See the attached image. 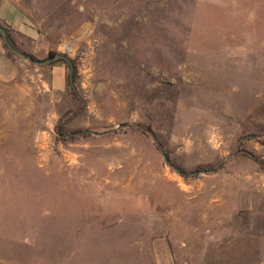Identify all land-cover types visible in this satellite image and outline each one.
I'll return each mask as SVG.
<instances>
[{"label":"rangeland","instance_id":"obj_1","mask_svg":"<svg viewBox=\"0 0 264 264\" xmlns=\"http://www.w3.org/2000/svg\"><path fill=\"white\" fill-rule=\"evenodd\" d=\"M2 5L0 264H264V0Z\"/></svg>","mask_w":264,"mask_h":264},{"label":"crops","instance_id":"obj_2","mask_svg":"<svg viewBox=\"0 0 264 264\" xmlns=\"http://www.w3.org/2000/svg\"><path fill=\"white\" fill-rule=\"evenodd\" d=\"M0 17L13 21L14 10L2 5L0 7ZM63 71L64 69L60 65L52 66L49 71V80L45 83L39 72L33 75L27 73L18 61L0 53V83L11 84L12 88L18 91V94L21 91L33 89L40 92L47 90L51 93L62 91L65 88Z\"/></svg>","mask_w":264,"mask_h":264},{"label":"water","instance_id":"obj_3","mask_svg":"<svg viewBox=\"0 0 264 264\" xmlns=\"http://www.w3.org/2000/svg\"><path fill=\"white\" fill-rule=\"evenodd\" d=\"M0 34H1V39H2V41H3V43H4V45H5L10 51H12V52L15 53L16 55L22 57L23 59H27V60H29L30 62L35 63V64H38V65L47 64V63L51 62L52 59H53V58H46V59H44V60H40V61H39V60H32V59H30L26 54H24V53H22V52L16 50L14 47H12V46L9 44V42L7 41V38H6V30H5V28L2 27V26H0ZM68 65H69L68 79H69V81L71 82V80H72V67H71V65H70L69 62H68ZM163 159H164L165 163H167L166 159H165V158H163ZM178 172H179V171H178ZM179 173H180V172H179Z\"/></svg>","mask_w":264,"mask_h":264},{"label":"trees","instance_id":"obj_4","mask_svg":"<svg viewBox=\"0 0 264 264\" xmlns=\"http://www.w3.org/2000/svg\"><path fill=\"white\" fill-rule=\"evenodd\" d=\"M10 44V43H9ZM31 59V57H29ZM33 60V59H32Z\"/></svg>","mask_w":264,"mask_h":264}]
</instances>
